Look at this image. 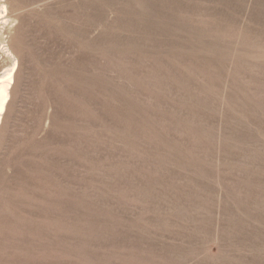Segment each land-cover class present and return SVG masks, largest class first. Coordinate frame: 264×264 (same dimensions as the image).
I'll return each mask as SVG.
<instances>
[{"label": "rangeland", "instance_id": "1", "mask_svg": "<svg viewBox=\"0 0 264 264\" xmlns=\"http://www.w3.org/2000/svg\"><path fill=\"white\" fill-rule=\"evenodd\" d=\"M3 5L0 264H264V0Z\"/></svg>", "mask_w": 264, "mask_h": 264}, {"label": "bare ground", "instance_id": "2", "mask_svg": "<svg viewBox=\"0 0 264 264\" xmlns=\"http://www.w3.org/2000/svg\"><path fill=\"white\" fill-rule=\"evenodd\" d=\"M6 8L3 5L0 8V14L6 12ZM18 64V60L13 58L12 63L0 74V121L11 99V88L16 80Z\"/></svg>", "mask_w": 264, "mask_h": 264}]
</instances>
